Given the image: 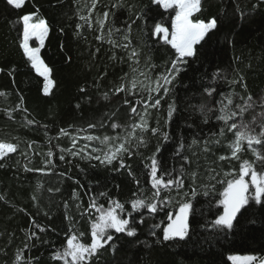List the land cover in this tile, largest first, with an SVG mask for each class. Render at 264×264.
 I'll return each mask as SVG.
<instances>
[{
  "label": "trees",
  "instance_id": "obj_1",
  "mask_svg": "<svg viewBox=\"0 0 264 264\" xmlns=\"http://www.w3.org/2000/svg\"><path fill=\"white\" fill-rule=\"evenodd\" d=\"M115 2L100 0L92 14L93 28L89 29L79 19L78 13L88 15L91 0H25L22 9H15L7 4V0H0V92L8 94L0 96V141L19 146L16 153L0 160L3 165L0 167V197H3L0 199V264H13L18 249L23 250L25 260L33 258L34 264H62L53 260L52 255L65 246L70 227L77 235L80 232L85 234L81 242L90 243L89 216H81L90 196L98 197L100 192H106L107 196L98 197L99 203L107 207L108 198H112L125 203L126 209L131 210L126 202L138 189L127 169L116 171L119 163L115 161L112 166L105 167L97 161L89 162L67 155L66 161L71 160L72 163L61 161L57 145L68 148L70 140L67 137L53 139L61 128L73 131L75 128L86 129L89 124L97 125L90 130L93 134L111 136L116 134L110 126L113 122L128 126L134 120L124 100L135 103L139 94L137 97L113 94L125 73L129 74V80L132 77L127 52L95 38L100 34L95 24L97 14L102 16L104 11H115L116 26L126 28L125 21L131 23L136 20L135 13L142 10L147 13V25L141 20L132 25L131 40L141 52V68L145 67L149 57L150 63L156 65L152 70L153 78L170 67L171 60L175 58L170 45L150 35L156 22H161L171 31L173 10H163L153 5L151 0H125L126 6L116 10L111 8ZM127 5H135L132 13ZM30 13L36 14L33 22L42 18L48 25L44 45L40 47V57L50 69L53 81L48 95L43 93V78L31 67L20 48L21 17ZM213 17L218 20V30H214V35L209 34L210 38H205L207 43L201 42L203 48L196 46L200 50L199 59L186 65L187 70L180 74L173 92L162 101L161 110H152L150 126L156 127L159 119L162 131L171 137L168 142H161L162 150L158 154L164 168L179 169L184 164L182 157L188 156L191 163L184 167L187 173L198 172L196 187L203 189V184H215V190H210L207 196L200 190L192 199L190 235L185 241L156 243L157 237L162 239V229L168 222L166 212H175L178 208L181 197L173 192L172 203L158 214L150 215L146 209L141 210L145 221L137 224L135 237L114 234L118 237L116 250L110 251L106 245L99 260L94 258L92 264H231L230 256L264 258V205L250 202L251 206H246L247 211L242 210L243 214H238V222L234 221L232 230H219L212 226L215 218L223 212L219 194L226 185L205 183L203 179L208 172L212 177L214 171L210 170L217 171L219 166L227 170L232 165L238 171L240 165L228 159L219 161V155H229L226 145L228 133L223 143L212 142L220 138L221 122L212 115L208 123H203V116L198 111V106L204 101H209V106L215 108L220 92H236L245 98L251 95L256 101L264 96V0H202L201 11L192 18L207 22ZM77 24L83 25L79 34ZM114 39L122 42L119 35ZM114 53L115 59L112 58ZM218 70L227 79L210 83L212 74ZM241 76L244 78L241 83H228L232 79L239 80ZM242 84L247 85V91ZM205 87L218 90L213 99L203 95ZM105 93L108 99H104ZM144 95L146 97L147 94ZM21 96V108L27 111L14 110L21 103ZM172 101H175L178 111L165 124L168 104ZM236 102H240L239 97H236ZM9 111L11 118L7 114ZM259 111V107L255 112L249 111L245 120H250ZM28 120L35 123L29 125ZM213 133L217 135L213 136ZM146 135L149 140L147 146L141 147L139 154L132 158L125 157V163L141 180L142 187L148 189L144 195L150 197L152 190L146 182L145 162L150 163L147 158L155 152L158 138L151 132ZM193 138H198L201 143L188 148ZM180 139L185 141L186 147L182 156H174ZM205 139L210 141L208 152L202 151ZM29 142H35L32 150L28 149ZM49 148L53 151L52 163L55 165L52 171L48 170L51 166L45 165ZM24 152H27L28 159L21 155ZM25 167L43 171H26ZM185 183L190 184L191 180L186 177ZM73 189L79 199L72 198ZM65 201L69 205L67 212ZM78 204L80 208H77ZM66 214L71 221L65 218ZM133 216L137 220L140 218L138 213H133ZM33 220L45 231L40 232L34 227ZM154 225L160 227L154 228ZM32 231L39 239H28ZM153 231L157 236L151 234ZM25 243L31 247L25 249Z\"/></svg>",
  "mask_w": 264,
  "mask_h": 264
},
{
  "label": "snow or ice",
  "instance_id": "obj_2",
  "mask_svg": "<svg viewBox=\"0 0 264 264\" xmlns=\"http://www.w3.org/2000/svg\"><path fill=\"white\" fill-rule=\"evenodd\" d=\"M151 2L153 5H157L166 11L173 10L175 12V15L170 17L171 31L161 22H156L150 33L151 36L162 40L165 45H170L175 52V58L171 60L170 67H166L165 71L156 75L155 78L152 76V70L155 69L156 65L150 63L151 58L149 57L145 62V67L141 68V52L132 45L131 40L132 25L135 24L136 20H141L147 25L146 12L142 10L135 13L136 20H132L131 23L125 21L127 24L126 28L116 26L115 11H104L102 16L97 14L95 20V24L98 25L100 32L95 38L98 41L107 42L113 48H121L127 52L132 77L129 80V74L125 73L121 77L122 82L120 85L114 88L113 94L125 93L126 96L133 97H137V94H139L138 98H135V103H132L128 99L124 100V104L130 108V115L134 118L133 122L128 126L113 122L110 126L116 134L111 136L104 135L101 137L93 134L90 130L95 129L97 125L89 124L86 129L75 128L73 131L61 128L57 136L53 138L60 139L67 137L70 140V147L68 148L57 145L61 161L69 164L72 163L71 160L66 161L67 155L89 162L97 161L99 165L105 167L112 166L114 161L118 162L119 168L115 170L127 169L128 174L135 180L138 189V191L133 192L132 198L126 202L130 204V211L126 209L125 203L113 200L112 198H108L107 207L99 203L98 197L107 196L106 192H100L98 197L90 196L88 206L81 212V216H89L91 242H81V237L85 234L80 232L77 235L72 227H70V235H67L65 246L62 247V250L58 249L52 255L53 260L61 261L62 264H92L94 258L97 261L99 260V256L106 245L110 251L114 252L117 248L115 241L118 238L114 234L135 237L137 234V224H142L145 221L141 210L146 209L150 215L158 214L172 203L171 193L173 192L181 197V199L178 201V208L175 212H166L168 222L162 229V239L157 237L156 243L185 241L190 235L189 215L194 208L192 199L200 191L196 187L199 174L196 171H192L191 173L186 172L184 165L191 163L188 156L182 157L184 164L179 169L173 167L171 170H168L163 167L158 159V154L162 150L161 142L166 143L171 137L168 132L162 131L159 119L156 120V127L150 126V118L152 110L157 112L161 110L162 101L173 92L176 86L175 82L180 74L187 70L186 65H190L192 60L199 59L200 50L196 46L200 45V48H203L204 45L201 42L207 43L205 38H210L209 34H215L214 30H218V20L213 17L205 22L202 19L194 20L192 18L195 13L201 11L202 0H151ZM99 3L100 0H91L90 7L87 9L88 15H80L78 13L79 19L89 29L93 28L92 14ZM7 4L15 9H22L25 5V0H7ZM125 6V0H116L111 5V8L118 10ZM127 8L132 13L135 5H127ZM35 15V13H30L21 17L23 22V39L20 43V48L30 62L31 67L38 75L44 78L43 93L48 95L53 86V81L50 79V69L40 57V47H43L45 37L48 34V25L42 18L37 22H33ZM82 27L83 25L77 24V34H79V29ZM105 28H107L106 32ZM117 35L121 37L122 42H117L114 39ZM33 37L39 42L40 47H31L29 45V41ZM112 58H116L115 53ZM121 62H123L122 58ZM9 75H12V72ZM140 77L143 79H140ZM221 79L226 80L227 78L222 71L218 70L212 74L210 83L215 84ZM243 79L241 76L239 80L232 79L228 83L236 85L241 83ZM124 81H127V83ZM242 87L247 91L246 84H242ZM81 91H84V89L82 88ZM217 91L215 87H205L203 95H207L209 100H211L215 97ZM145 93L147 94L146 97ZM6 95L8 94L0 92V96ZM219 95L220 99L215 101V108L209 106V101H204L198 106V111L203 116V123H208L212 115H215V119L221 122L218 133L220 138H223L226 132L233 133L234 136V139L227 145L230 149V155H221L218 159L221 161L226 159L240 161V167L238 172L236 170L226 172L224 174L225 179L217 180V183L226 185L219 194L221 197L219 203L223 206V212L212 222V226L215 229L232 230L235 227L234 221L238 222V214L242 215V210L247 211L246 206L250 207V202L264 205V96L259 101H256L251 95L245 98L236 92H220ZM236 97H239L240 102H236ZM104 99H108L107 93L104 94ZM22 103L23 97L21 96V103H18L14 110L27 111L21 108ZM257 107L260 108V111L256 112L250 120H245V114L249 111L255 112ZM176 111H178L176 103L172 101L168 104L165 124H168L173 119ZM7 114L11 118V111L7 112ZM27 123L31 125L35 121L28 120ZM100 126L103 127L104 125L101 124ZM44 127L46 128L47 126ZM69 128H73V126H69ZM118 129L120 131H117ZM148 132H151L152 136L158 138L155 152L147 158L150 163L145 162V169L147 170L146 182L150 184L152 190L150 197L144 195L148 189L142 187L141 180L135 176L131 166L125 163V157L132 158L134 154H139L141 147L147 146L149 140L146 134ZM216 135L217 133H213V136ZM80 141L84 143L81 144ZM94 141L103 147L97 148L93 146L92 142ZM212 142L219 144L220 140L217 139ZM34 143H28L29 150H32ZM200 143L201 141L198 138H193L191 144L187 145V147L198 146ZM209 143V140H203V152L210 151L208 147ZM245 145L247 146V150L251 151L255 157L253 161L241 160L240 153L245 151ZM18 147V144L0 141V160L8 157L10 153H16ZM185 147V141L180 139L173 155L182 156ZM193 154L195 155V153ZM21 155H24L25 159H28L27 152L21 153ZM46 155L48 159L45 161V165L46 167L51 166L48 170L52 171L55 165L52 163L53 151L51 148H49ZM2 166L0 164V167ZM95 166L93 165V167ZM25 170L43 171V169H30L27 167H25ZM210 171L215 170L212 169ZM217 175L219 174L217 173ZM229 176H231L230 179L227 178ZM186 177L191 180L190 184L186 185ZM212 179H216V176H213ZM204 187V195L206 196L209 195L210 190H215L214 185ZM56 191H59V189H56ZM72 198L74 200L79 199L75 189H73ZM0 199H3V197H0ZM33 199L35 200V197ZM64 206L67 212L69 207L67 201H65ZM80 207L78 204L77 208ZM133 213L140 214L139 220L133 216ZM65 218L71 221V217L67 216V214ZM32 223L34 227L39 228L40 232L45 231V228L36 224L35 220ZM153 227L159 228L160 225H154ZM151 234L157 236L155 231ZM34 237L39 239L35 231L30 232L28 239L31 240ZM30 247L28 243H25V249ZM231 259L239 261V264H264V258L255 256H245L243 258L231 257ZM13 264H34V261L31 257L25 260L23 250L18 249Z\"/></svg>",
  "mask_w": 264,
  "mask_h": 264
},
{
  "label": "rangeland",
  "instance_id": "obj_3",
  "mask_svg": "<svg viewBox=\"0 0 264 264\" xmlns=\"http://www.w3.org/2000/svg\"><path fill=\"white\" fill-rule=\"evenodd\" d=\"M84 1H86V0H84ZM161 9H163V8H161ZM164 10V9H163ZM162 35V34H161ZM155 38H158V37H155ZM22 39H23V22H22ZM159 39V38H158ZM160 40V39H159ZM161 42H162V40H160ZM32 44H34L35 46H37V47H40V45H39V42L33 37L30 41H29V45L31 46V47H33L32 46ZM36 72V71H35ZM40 76V75H39ZM42 77V76H41ZM43 78V77H42ZM43 80H44V78H43ZM44 84H45V80H44ZM227 136H229V142H227L226 143V145L227 144H229L233 139H234V136H233V133H228V135H226V137ZM224 138H225V136L223 137V138H219V140H220V143L224 140ZM80 143L82 144V143H84L83 141H80ZM223 143V142H222ZM92 144H93V146H95V147H97V148H101V147H103V146H101L98 142H92ZM204 146V145H203ZM245 147V151H243L242 153H240V158H241V160H249V161H253L254 159H255V157L253 156V154H252V152L251 151H249V150H247V146L245 145L244 146ZM228 148V147H227ZM228 151H229V155H230V149L228 148ZM219 156H221V155H219ZM218 156V157H219ZM219 161H221V160H219ZM232 161H235V162H238L239 163V165H240V161H237V160H232ZM232 170H234L233 169V167H232V165H230V167H229V169H227V170H225L224 168H222L221 166H219L218 167V169H217V171H214V173H213V175H212V177L213 176H216V179H212V177H210V174L211 173H209L208 172V175H206L205 176V179H203V181L205 182V183H208V182H211V184H213V183H216L217 184V180H223V179H225V173L226 172H231ZM238 172V171H237ZM217 173L219 174V175H217ZM210 177V178H209ZM231 176H229V177H227V178H230ZM247 179V178H246ZM208 184H203L202 185V187H203V189H200L201 191H205V187L204 186H207ZM213 185H215V184H213ZM221 207H222V210H223V206L221 205ZM231 257H239V256H230L229 257V262L231 263V264H239V261H234L233 259H231ZM239 258H243V257H239Z\"/></svg>",
  "mask_w": 264,
  "mask_h": 264
}]
</instances>
